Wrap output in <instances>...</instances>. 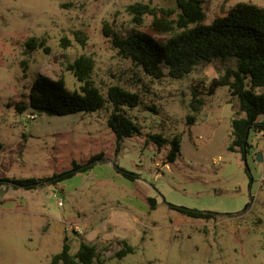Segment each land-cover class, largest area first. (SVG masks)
I'll return each mask as SVG.
<instances>
[{
    "label": "rangeland",
    "instance_id": "374dc122",
    "mask_svg": "<svg viewBox=\"0 0 264 264\" xmlns=\"http://www.w3.org/2000/svg\"><path fill=\"white\" fill-rule=\"evenodd\" d=\"M202 1L204 24L237 3L264 6V0ZM136 2L174 5V0H0V178L47 180L34 190L0 188V264H51L64 239L71 255L81 241L93 245L94 264H264V131L249 132L244 160L228 151L236 100L227 87L199 95L198 112L189 106L193 88L204 93L232 63L198 67L182 80L170 79L166 69L161 80L149 78L103 34L104 24L122 37L146 30L149 17L136 28L126 11ZM76 31L87 36L84 47L75 41ZM30 38L43 40L47 52L27 51ZM80 55L93 59L91 77L104 96L119 86L142 100L129 111L141 135L123 139L118 151L106 124L109 106L67 116L28 107L39 75L62 77L69 91L76 90L65 66ZM20 105L27 108L20 112ZM148 134L179 136L174 162L166 161L169 147L158 148ZM99 154L103 158L92 169L55 179L73 162L85 165ZM118 169L137 177L127 179ZM169 205L219 216L190 219ZM122 242L134 253L117 259Z\"/></svg>",
    "mask_w": 264,
    "mask_h": 264
},
{
    "label": "trees",
    "instance_id": "16d2710c",
    "mask_svg": "<svg viewBox=\"0 0 264 264\" xmlns=\"http://www.w3.org/2000/svg\"><path fill=\"white\" fill-rule=\"evenodd\" d=\"M202 0H174L172 7H157L150 3L136 2L127 6L131 23L136 28L143 27L146 17L150 21L146 30H133L124 37L113 35L109 25L104 24L103 34L110 39L122 59H129L151 79L161 80L164 69L172 80H182L198 67L214 62L232 63L222 75L211 80L201 93L193 88L190 108L198 112L203 105L199 95L212 96L217 88L227 87L232 99L236 100L235 116L231 121V136L228 151L240 153L245 160L249 153V132L264 131V6L237 3L225 15L215 18L210 24H204L205 12ZM75 41L84 47L87 36L82 31L73 33ZM161 37H163L161 39ZM63 47L68 43L62 40ZM27 51L43 49V40L30 38L26 42ZM94 61L91 57L80 55L65 70L70 72L78 83V88L69 91L63 78L51 79L39 75L29 90L28 107L35 112L54 116H67L77 113L89 114L110 107L106 124L115 135L117 147L123 139L141 135V127L129 115V111L142 104L139 93L130 92L119 86H111L104 96L95 85L91 74ZM27 105L18 106L22 112ZM156 112V109L149 108ZM243 115V116H242ZM194 117H188L192 123ZM147 140L158 148L168 146L167 163L175 161L180 151L178 135L171 139L161 134H148ZM102 154L93 156L85 165L73 162V168L58 176L56 180H65L78 172H86L101 161ZM247 170V169H246ZM119 173L130 180L137 176L125 170ZM47 180L34 178H0L1 187L37 189ZM154 208V200H148ZM169 208L181 215L195 220H216L219 214L197 211L185 207L169 205ZM123 248L115 257L133 254L134 248L122 242ZM70 245L63 240L61 251L51 258V264H94L98 253L93 245L81 241L75 254H70Z\"/></svg>",
    "mask_w": 264,
    "mask_h": 264
},
{
    "label": "built area",
    "instance_id": "2783aa9c",
    "mask_svg": "<svg viewBox=\"0 0 264 264\" xmlns=\"http://www.w3.org/2000/svg\"><path fill=\"white\" fill-rule=\"evenodd\" d=\"M30 117L34 118L35 115L32 114ZM56 203H57V205L62 206V201L61 200H57Z\"/></svg>",
    "mask_w": 264,
    "mask_h": 264
}]
</instances>
